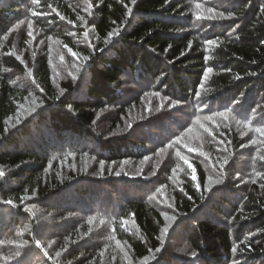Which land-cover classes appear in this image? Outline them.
Instances as JSON below:
<instances>
[{"label":"trees","instance_id":"obj_1","mask_svg":"<svg viewBox=\"0 0 264 264\" xmlns=\"http://www.w3.org/2000/svg\"><path fill=\"white\" fill-rule=\"evenodd\" d=\"M39 1L42 11L30 4L31 0H7L0 6V171L5 173L0 176V210L8 212L0 213V250L9 249L8 239L14 242L7 264L137 262L160 248L168 222L165 215L170 210L162 208L160 195L152 197L157 180L151 182L149 177L156 164L147 165L146 170L128 164L140 163L144 157L161 159L155 155L159 147L174 152L177 137L179 141L185 138L180 129L197 123L206 136L217 130L220 151L236 157L251 138L239 136V130L245 124L264 127V0H210L212 15L223 13V18L215 20L197 18L209 16L203 6L195 7L200 0H136L135 4L132 0H88L93 8L85 30L91 31L93 38L83 45L65 36L71 50L87 57L88 63L79 78L61 82L65 94L54 84L46 52L38 53L28 66L15 53L18 30L11 28L30 11L28 15L44 32L61 33L70 22L76 25L80 21L78 6L86 0ZM117 28L119 35L105 43ZM209 40L216 44L208 45ZM23 41L26 43L27 37ZM30 66L46 100V109L35 124L41 130L45 126L42 121H48L51 130L35 143L22 138L31 126L19 135L6 131V119L27 95L25 89L13 84L12 76L26 74ZM208 67L213 71L205 78ZM131 86L139 91L128 94ZM79 91L85 93L83 98ZM144 97L153 98L151 108L142 102ZM220 113H226L227 119ZM161 117H170L173 125L158 135L153 119ZM209 117L223 119L221 124L215 121L209 125ZM231 119L233 124H226ZM46 134L56 138L67 135L69 141L52 149V137L45 141ZM208 148L215 154L218 151L213 145ZM257 148L262 155L253 160L258 173L255 179L239 184L243 171L236 169L242 166L238 157L235 168L224 165L221 189L229 188L235 197L213 195L219 196L217 204L210 207L214 218L200 219L198 213L211 200V193H206L208 171L217 159L209 161L204 155L197 158L187 153L196 179L190 182L185 178L179 188L166 182L170 188L163 199L171 190V220L176 221L170 236L188 228L194 218L192 232L185 233L189 248L197 255L190 264L199 258L206 264H264V160L260 159L264 136ZM164 158L158 171L168 178L172 174ZM119 161L125 163V176L112 180L97 173L94 176L93 170L101 162ZM87 169L92 170L90 176L83 175ZM247 169L253 172L249 166ZM99 185L103 190L96 188ZM106 188L109 192L103 194ZM78 189L92 190L93 207ZM140 190L144 198L138 199ZM7 200L13 204L5 203ZM221 216L225 220L218 218ZM25 225L30 226L26 252L14 234ZM43 227L52 230L51 238L66 251L63 259L45 249ZM123 242L131 258L118 252L117 245ZM0 264H4L1 258Z\"/></svg>","mask_w":264,"mask_h":264},{"label":"rangeland","instance_id":"obj_2","mask_svg":"<svg viewBox=\"0 0 264 264\" xmlns=\"http://www.w3.org/2000/svg\"><path fill=\"white\" fill-rule=\"evenodd\" d=\"M7 0H0V6H5ZM40 2V1H39ZM37 3L36 0H31L32 6L36 7L38 11H42L43 8L40 7V3ZM203 6V12L204 14L212 15L213 12H209V9H213L211 6L210 0H200L197 3L201 4ZM215 2V0H213ZM79 17L80 21L75 25V23L70 22L66 26V28L61 31V33H51V32H44L41 28L40 25L36 24V21L32 19L28 14L30 11H28V14H25L24 12V17L22 20H19L15 23L13 28H11V31L13 30H18V35L16 37V43H15V53H17L20 58H22L25 63L28 66V63L31 62L35 56L38 53H45L49 55L50 57V63H51V69H52V75H53V81L56 87H58V90L61 94H65V91L61 88V82L62 81H68L71 80L72 78H79L80 75L84 72V68L86 67L88 61L85 59L86 57L80 54H77L73 50H71V46L67 43L65 40V36H67L70 40H72L73 43L77 44H85L88 45L90 38H93L91 31L88 29L85 30L88 26V17L90 16L93 8V3L86 0L85 2L79 3ZM51 10V8L49 9ZM32 16H34L36 12H34V8L32 7ZM22 12V10H21ZM23 22V23H21ZM31 23L32 27L29 28L28 24ZM11 31L8 33L7 36H5V41L8 39L9 34ZM31 33V35H29ZM87 33V36L85 35ZM24 37H27L26 43H24L23 39ZM80 40V41H79ZM80 42V43H79ZM75 53L76 55H73ZM63 57V59H61ZM26 74H20V73H15L12 77V82L13 84L17 85L18 87L25 89L27 91V95L20 101V103L17 104V111L9 116L6 119V131L7 133L11 134L12 133H17V135L22 132L24 127L26 126H31L30 131L27 133V135H22V138L24 141L28 142H37L43 139V134L47 132H51L48 121H42V123L45 125L44 129L42 128L41 130L37 127L35 122H39V119L42 117L40 114L42 111H44L46 108V100H45V93L44 91L39 88L35 81V69L30 66L25 72ZM139 90L136 89L135 87H129L127 92L128 94H133L138 92ZM83 91L78 92V96L80 98H83L85 95ZM125 98H128L127 95H125ZM124 99V98H122ZM153 98H146L144 97V100L142 102L144 105L148 106L151 108L152 106L150 103H153ZM179 109V107H178ZM180 114V112L178 113ZM223 118H218V119H209L207 123L209 125H212L213 122L218 121L219 124H221ZM153 119L154 125H158V129L154 130V133H157L158 135H161V133H167L169 127L173 125V122L171 121L170 117L168 118H163L161 117L160 119ZM126 122V127L129 128V125H131L128 120H125ZM200 122V120H199ZM227 122V121H226ZM234 120L231 119L229 120L226 124H233ZM187 127H184L180 129V134L181 136H185L184 139H181V141H177L176 145L178 146L177 150L171 151L168 147H162L158 148L155 150V155L163 159H156L153 157H144V160L140 161H131L128 166H141L142 168L146 170L147 165H150L151 163L156 164V168L153 169L151 175H150V180L152 182V178H155L157 180V183L155 185V192L152 197L155 196H161L163 203H162V208L164 210H170V212L166 213L165 218L167 219V224L166 226L168 227V231H164V237L162 240V244L160 246V251H152L151 254L147 257L149 259L147 262L145 259H141L137 262L133 261H127L125 260L124 264H152L154 262H161L165 264H190L192 262V255L193 251L189 248V241L187 239V235L185 234L188 231V234L192 232L193 225L191 224L193 219L192 218L190 223L188 224V228H182L174 237L170 236L171 230L173 225L176 223V221H172L171 219L174 217L172 212H171V207L173 206V196L171 194V190L165 194V198L163 199V194L167 190H169L170 186L169 183L168 185L166 184L167 181H170L172 186L179 188L181 184H184V179H188V181L192 182V175H193V168H192V163L190 159H188V162L186 163L183 159V157H188L186 154L187 153H192L193 156L197 157L204 155L209 161L213 159H217L216 165L211 166L209 165V177H212V181H215L217 179H220V175L223 171V168L218 167L217 163L222 164L219 160H222L223 163L225 160L228 161L227 164H224L225 167L229 168H235V160L239 163H241L242 166L238 165L236 167L237 171H243V175L240 177V182H246L255 179L258 176V173L256 171L254 159L257 158L258 156L262 155L260 150L257 148L258 146L263 144V136H261L259 133L254 132L251 129H255L254 127L245 124L244 127H242L241 130H239V136L247 137L250 138V142L246 145V148L243 151H239V154L236 155V157H233V155L228 151V153H224V150L220 151L219 147L221 146V143L217 141L216 138V132L215 130L211 135L206 136L203 128L200 123H197L191 127L188 126V129L191 128L192 131L189 132ZM186 129V130H185ZM185 130V131H184ZM141 136H145L143 130L140 132ZM218 133H221L218 129ZM51 145L52 149L53 148H59L64 146V144L68 143V138L67 135L66 137H58L56 138L52 134H46L45 135V141L49 140L51 138ZM138 137V135H137ZM86 141H82V144H84ZM203 143V145H202ZM213 145L218 149V152L215 154L212 152L208 146ZM180 149V150H178ZM194 149V150H193ZM90 153L95 154L94 151H88ZM223 153V154H221ZM164 157L167 158L168 164L167 167L169 168L172 176H168V178L162 174L159 169H161V165L163 162L166 160ZM199 158V157H197ZM125 163L122 161L119 162H101L100 165L96 167L95 170H93L94 176H96V173L105 177L109 178L112 180V177L118 176L122 177L125 176L126 174V169L124 167ZM248 166L253 169H247ZM150 170V169H148ZM90 171L87 169V173L83 174L85 176H90ZM4 173V172H3ZM5 174V173H4ZM112 174V176H111ZM79 175H82L79 173ZM117 177V178H118ZM144 178V177H143ZM145 179V178H144ZM221 180V179H220ZM100 180H98L99 182ZM101 183V181H100ZM98 183V184H100ZM105 184V183H104ZM101 185V184H100ZM99 186H96L98 190H103ZM224 185V181L220 184H215L208 182L206 186V193L210 194L209 195V204L207 206H202L201 211L198 213V216H200V219L212 217V210L210 209L211 204H214L218 202L219 196H214L213 195H224L226 198H234L235 196L230 195L229 188H226V191H222V186ZM237 186V185H236ZM211 189V190H208ZM79 193H85L86 196H84L85 199L89 198L91 201V207L94 205V200H91L93 196V192L91 189L87 190L86 192H82L80 189L77 190ZM109 192V189L106 188L104 189V193ZM129 193L131 194V191L129 190ZM140 195L137 196L138 199H141V196L144 198L143 191H139ZM237 194V193H235ZM242 194V193H240ZM232 196V197H231ZM69 198V196L67 197ZM208 197L206 196V199ZM158 198H154V200H157ZM234 200V199H233ZM225 203V202H224ZM57 206V205H56ZM55 206V207H56ZM224 208H227L226 204L224 205ZM0 213H8L0 210ZM9 216H11L9 214ZM167 216V217H166ZM220 220H225L224 216L218 217ZM170 220V221H169ZM52 225L51 223H48ZM165 226V227H166ZM43 232L45 237H47L43 242L46 244L45 249L47 252L56 258L61 257L63 259L64 254L66 251H62L58 248V245L56 244V241L53 240L50 236L52 234V230H48L47 228L43 227ZM30 232V226L25 225L15 231V239H18L19 241L22 242V248L26 252L27 251V246L28 242L27 241V236ZM40 232V230H39ZM137 234V233H136ZM50 236V237H48ZM125 242L119 243L117 245L118 247V252L123 253V257L125 255L129 256L131 258V252L127 250V246L124 245ZM14 242L11 239H8V245L7 247L9 249H6L5 251L0 250V258L3 261L4 264H7V259L5 257H11V254L9 253L10 249L14 248ZM57 253H60V255H57ZM152 257H155L153 259ZM197 255H195V258ZM195 264H206L205 261H203L201 258H199V261L195 262Z\"/></svg>","mask_w":264,"mask_h":264},{"label":"snow or ice","instance_id":"obj_3","mask_svg":"<svg viewBox=\"0 0 264 264\" xmlns=\"http://www.w3.org/2000/svg\"><path fill=\"white\" fill-rule=\"evenodd\" d=\"M36 2L38 3L39 0H36ZM132 3L135 4V3H136V0H132ZM195 7H196L197 9H199V8L201 7V5H200L199 3H197V4L195 5ZM131 11H132V9L129 8V9H128V13L130 14ZM208 11L211 13V12H213L214 10H213V9H209ZM34 14H36V13H34ZM197 18H198V19H210V20H215V19L223 18V13H219L218 15H209V16H206V17H201V16L198 15ZM21 23H23V22H21ZM28 27H29V28L32 27L31 23L28 24ZM29 35H31V33H29ZM85 35L87 36V33H85ZM113 35H119V29H118V28H117L114 32H110V33L108 34V38L105 40V43H108V42L111 40V38L113 37ZM206 43H207L208 45H214V44H216V41H215V40H209V41H206ZM73 55H76V54L73 53ZM61 59H63V57H61ZM85 59H88V58L86 57ZM212 71H213V69H212L211 67H208V68H207V71H206V73H205V78H207V73H211ZM201 88H203V85H201ZM196 95H199V93H196ZM219 115L224 116L225 119H227V115H226V113H220ZM197 119L199 120V118H197ZM209 119H211V117H209ZM129 127H131V125H129ZM188 131L191 132L192 129L189 128ZM254 131L257 132V133H259L261 136H264V127H257V128L254 129ZM179 139H180V137H177V140H179ZM193 150H194V149H193ZM183 159H184V161H185L186 163L188 162V157L185 156V157H183ZM260 159H261V160H264V156L260 157ZM227 163H228V161L225 160L224 163L220 165V167L223 168V167H224V164H227ZM194 171H195V170L193 169V172H194ZM2 175H4V173H3V171H0V176H2ZM192 179H193V180L196 179L195 175H193ZM207 180H208V182L215 183V184H220V183H222V180H220V179H217V180H215V181H212V177H208ZM199 186H200V185L198 184L197 187H199ZM208 190H211V189H208ZM5 203H7V204H9V205H12V204H13V201H12V200H7V201H5ZM164 231H165V232L168 231V227H167V226L165 227ZM36 244H37V246H39V241H36ZM156 251H160V249H156ZM232 251H233V252H236V251H237V248H236V247H233ZM57 255H60V253H57ZM192 255L195 256L196 253L193 252ZM152 258L155 259V257H152ZM5 259H8V257H5ZM49 259H51V257H49ZM144 259H145V261L147 262V260L149 259V257H145ZM233 264H239V261H234Z\"/></svg>","mask_w":264,"mask_h":264}]
</instances>
